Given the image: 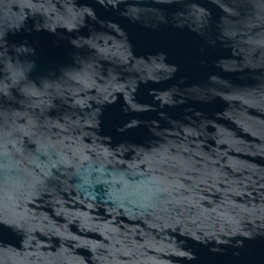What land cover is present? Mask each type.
<instances>
[{
    "label": "water",
    "instance_id": "obj_1",
    "mask_svg": "<svg viewBox=\"0 0 264 264\" xmlns=\"http://www.w3.org/2000/svg\"><path fill=\"white\" fill-rule=\"evenodd\" d=\"M0 264H264V0H0Z\"/></svg>",
    "mask_w": 264,
    "mask_h": 264
}]
</instances>
